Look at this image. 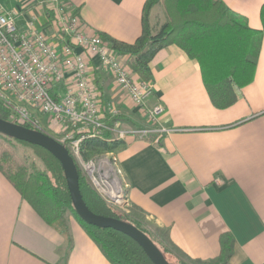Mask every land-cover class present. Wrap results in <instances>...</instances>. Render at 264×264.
<instances>
[{
	"label": "crops",
	"instance_id": "1",
	"mask_svg": "<svg viewBox=\"0 0 264 264\" xmlns=\"http://www.w3.org/2000/svg\"><path fill=\"white\" fill-rule=\"evenodd\" d=\"M61 1L85 32L126 43L141 34L145 0ZM222 1L262 29L264 0ZM0 3L16 12L19 26L50 14L46 0ZM149 20L154 30L165 22L161 2L151 7ZM150 67L154 90L147 102L163 106L156 123L113 86L106 70H94L120 127L151 129L128 134L113 151L127 184L125 212L144 227L163 230L169 247L188 261L216 257L220 236L229 233L227 264H264V32L252 78L234 84L237 98L223 108L213 104L200 64L178 46L159 49ZM160 127L169 133H159ZM65 220L67 235L46 223L0 172V264H112L71 211Z\"/></svg>",
	"mask_w": 264,
	"mask_h": 264
},
{
	"label": "built area",
	"instance_id": "2",
	"mask_svg": "<svg viewBox=\"0 0 264 264\" xmlns=\"http://www.w3.org/2000/svg\"><path fill=\"white\" fill-rule=\"evenodd\" d=\"M46 1L51 4L48 19L37 24L32 18L24 26L16 23L15 11L0 3V106L10 111L12 120L63 144L99 197L113 209L125 210L127 184L114 152L85 159L81 142L103 132L112 141L151 129H124L111 121L117 111L102 99L94 70H106L113 86L140 107L149 122H157L163 106L148 104L153 82L142 80L126 55L101 35L85 32L63 1Z\"/></svg>",
	"mask_w": 264,
	"mask_h": 264
},
{
	"label": "trees",
	"instance_id": "3",
	"mask_svg": "<svg viewBox=\"0 0 264 264\" xmlns=\"http://www.w3.org/2000/svg\"><path fill=\"white\" fill-rule=\"evenodd\" d=\"M161 2L166 20L154 30L149 20L151 7ZM262 29L250 27L229 11L222 0H145L142 31L132 43L102 36L117 52L126 55L127 64L142 80L152 81L150 62L164 46L174 44L201 67L209 96L217 107L232 104L237 96L234 84L250 81L256 65L260 37L264 32V4L261 7ZM0 118L12 122L11 113L0 106ZM115 119H111L114 121ZM26 127V123H19ZM108 132L81 142L83 158L103 152H113L123 143L107 140ZM16 140V139H15ZM35 159L27 160L10 144L0 143V172L33 210L50 226L67 235L65 213L71 211L85 227L91 239L101 247L112 264H153L140 245L128 235L113 228H101L85 223L76 213L60 162L46 149L24 141ZM77 166V165H76ZM79 189L88 208L97 214L123 219L143 231L161 250L170 264H190L172 253L164 243L155 241L148 230L126 212L108 206L94 191L77 166ZM220 253L204 264H227L233 251V237L220 236ZM175 257L176 262L167 256Z\"/></svg>",
	"mask_w": 264,
	"mask_h": 264
},
{
	"label": "water",
	"instance_id": "4",
	"mask_svg": "<svg viewBox=\"0 0 264 264\" xmlns=\"http://www.w3.org/2000/svg\"><path fill=\"white\" fill-rule=\"evenodd\" d=\"M0 134L40 146L49 151L60 162L72 205L77 215L85 223L118 230L135 240L153 264H170L157 245L136 226L120 218L94 213L88 208L79 189L77 166L63 144L40 130L2 118H0Z\"/></svg>",
	"mask_w": 264,
	"mask_h": 264
},
{
	"label": "rangeland",
	"instance_id": "5",
	"mask_svg": "<svg viewBox=\"0 0 264 264\" xmlns=\"http://www.w3.org/2000/svg\"><path fill=\"white\" fill-rule=\"evenodd\" d=\"M160 19L161 16L158 17ZM240 20L244 21L243 18L239 17ZM44 127V126H43ZM119 127H120V124H119ZM46 131V129H45ZM48 131V130H47ZM0 143H8L11 145V147L20 155H25L27 160L30 161L32 159H35L36 162L38 163L39 166H41V163L40 161L34 156L32 150L27 147L26 145L22 144L19 140H15L13 138H10L8 136H5V135H2L0 134ZM127 208V207H126ZM126 208L125 210L121 209V210H117V211H120V212H124L126 211ZM123 210V211H122ZM148 232L150 233V236L155 239V241H158V242H161V243H164L165 245H167L169 247V244L167 243V240H166V236H165V233L163 232V230H159V229H156V228H153V227H145ZM170 248V247H169ZM170 250L172 251V253L174 255H176L177 257L185 260L186 262L190 263V264H204V263H200V262H191V261H188L182 257L179 256L178 253H176L172 248H170ZM169 257L170 260L176 262L175 260V257L169 255L167 256Z\"/></svg>",
	"mask_w": 264,
	"mask_h": 264
}]
</instances>
